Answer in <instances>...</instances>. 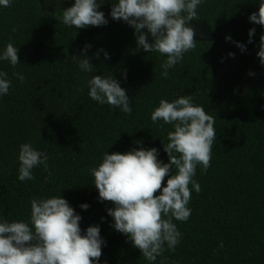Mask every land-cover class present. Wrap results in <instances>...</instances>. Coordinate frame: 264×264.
<instances>
[{
	"label": "trees",
	"instance_id": "16d2710c",
	"mask_svg": "<svg viewBox=\"0 0 264 264\" xmlns=\"http://www.w3.org/2000/svg\"><path fill=\"white\" fill-rule=\"evenodd\" d=\"M42 1L11 0L10 7L0 6V56L12 43L20 63L13 67L0 60V72L11 81L8 94L0 96V218L30 222L32 199L61 196L82 217V235L99 226L105 242L99 264H264V65L257 55L264 26L249 19L262 0H202L188 26L205 23L223 41H195L167 77L161 67L167 57L138 50L135 29L111 18L118 0H105L99 9L107 25L84 29L60 21L67 8L46 11ZM86 45L91 47L85 53ZM74 56L90 59L94 70L82 71ZM93 75L119 81L131 100L130 115L89 97ZM185 95L215 120L211 166L206 173L197 166L198 194L189 185V219L173 218L180 243L174 251L165 244L162 255L148 261L114 229L107 211L114 205L100 201L90 170L105 153L126 154L134 148H156L158 160L167 164L164 144L174 127L161 128L163 121L154 123L151 113L160 100ZM25 143L46 152L49 167L38 166L33 180L20 181L18 157Z\"/></svg>",
	"mask_w": 264,
	"mask_h": 264
},
{
	"label": "clouds",
	"instance_id": "9594fccd",
	"mask_svg": "<svg viewBox=\"0 0 264 264\" xmlns=\"http://www.w3.org/2000/svg\"><path fill=\"white\" fill-rule=\"evenodd\" d=\"M103 3L105 0L100 3L75 0L72 7L62 11L59 19L76 29L107 25L105 14L99 11ZM201 3L202 0H118L112 4L110 15L113 20H123L135 29L138 50L167 57L161 65L162 75L167 77L168 69L181 62L184 54L196 46L195 31L188 22L196 20L197 7ZM0 6L10 7L11 0H0ZM249 19L264 26V0L258 13L251 14ZM145 29L147 33L143 31ZM148 34L154 42H149ZM254 34L253 28L249 36ZM249 43H252L251 39ZM237 46L242 52L246 50L243 44ZM90 47L86 45L83 51L86 53ZM96 55L98 58L99 52ZM104 55L106 59L110 58L108 53ZM229 55L234 57L233 53ZM257 55L264 65V35L260 37ZM72 59L79 62L82 71L91 73L94 70L90 59L75 56ZM0 60L9 61L13 67L20 64L18 49L8 43ZM13 74L24 81L22 74ZM7 76V72H0V96L7 95L11 87ZM88 89L92 100L131 114V100L113 76L93 75L88 80ZM151 120L154 123L163 121L161 128L165 124L174 127L167 134L168 143L164 144V151L169 156L167 164L158 160L156 148H134L126 154L105 153L102 163L90 171L100 201L114 205L107 210L114 219V229L127 236L144 259L154 262L164 252L165 244L174 251L180 243L181 233L173 218L186 222L191 216V209L187 207L192 196L189 185H193L197 194L201 191L193 177L198 165L205 173L210 168L216 131L214 118L203 107L194 105L190 95L173 102L160 100L151 113ZM18 159L20 181L33 180L32 170L38 166L43 165L46 171L49 167L48 154L35 150L28 143L20 145ZM169 175L167 186L162 188V182ZM161 188V194L155 195ZM80 207L87 210L89 205ZM81 219L61 196L32 199L30 222H8L0 218V264H93L94 261L99 264L105 243L101 230L99 226H90L82 235ZM219 247H224L222 241Z\"/></svg>",
	"mask_w": 264,
	"mask_h": 264
},
{
	"label": "rangeland",
	"instance_id": "374dc122",
	"mask_svg": "<svg viewBox=\"0 0 264 264\" xmlns=\"http://www.w3.org/2000/svg\"><path fill=\"white\" fill-rule=\"evenodd\" d=\"M74 3H75L74 1H70V0H51V2H49V0L42 1L43 9L46 11H53L58 5H60L59 7L69 8L72 7ZM190 27L194 29L195 35H200L199 34L200 29L197 27L195 23L191 24Z\"/></svg>",
	"mask_w": 264,
	"mask_h": 264
},
{
	"label": "water",
	"instance_id": "95a60500",
	"mask_svg": "<svg viewBox=\"0 0 264 264\" xmlns=\"http://www.w3.org/2000/svg\"><path fill=\"white\" fill-rule=\"evenodd\" d=\"M197 27L200 29L199 34L194 36V41L208 40L210 42H222L223 39L213 33L210 28L205 23H196ZM202 36H205L202 38Z\"/></svg>",
	"mask_w": 264,
	"mask_h": 264
},
{
	"label": "flooded vegetation",
	"instance_id": "af4514ba",
	"mask_svg": "<svg viewBox=\"0 0 264 264\" xmlns=\"http://www.w3.org/2000/svg\"><path fill=\"white\" fill-rule=\"evenodd\" d=\"M196 24V23H195Z\"/></svg>",
	"mask_w": 264,
	"mask_h": 264
}]
</instances>
